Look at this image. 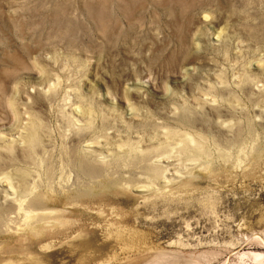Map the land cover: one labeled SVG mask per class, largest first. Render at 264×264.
<instances>
[{
	"label": "rangeland",
	"instance_id": "obj_1",
	"mask_svg": "<svg viewBox=\"0 0 264 264\" xmlns=\"http://www.w3.org/2000/svg\"><path fill=\"white\" fill-rule=\"evenodd\" d=\"M0 133V264H264V0H0Z\"/></svg>",
	"mask_w": 264,
	"mask_h": 264
},
{
	"label": "bare ground",
	"instance_id": "obj_2",
	"mask_svg": "<svg viewBox=\"0 0 264 264\" xmlns=\"http://www.w3.org/2000/svg\"><path fill=\"white\" fill-rule=\"evenodd\" d=\"M219 36V35H218ZM217 36V37H218ZM193 66L192 65H190V66H188V67H185V69H184V71H185V73H187V72H190L191 70L193 71ZM75 111L77 112V108L75 109ZM127 113H128V115L130 116V117H132V118H134V116H136L135 115V109H134V106H132L131 104H128V106H127ZM80 112V111H79ZM81 113V112H80ZM79 114V113H78ZM137 114V113H136ZM35 127V126H34ZM34 127H31V128H27V130H28V133L26 134V137L29 135V138L32 140V141H35L36 139L37 140H39L38 139V133H37V129L35 130L34 129ZM233 127V126H232ZM24 129V128H23ZM25 129H26V127H25ZM24 129V130H25ZM15 130V129H14ZM17 130V129H16ZM21 131V130H20ZM26 131V130H25ZM27 132V131H26ZM13 133V132H12ZM9 135V134H8ZM12 135V134H11ZM15 135H18L17 133H15ZM9 137H11V136H9ZM25 137V138H26ZM7 138V136H6V134H2V133H0V140H4V139H6ZM13 138V137H12ZM11 138V139H12ZM1 142V141H0ZM8 142V141H7ZM36 142V141H35ZM84 145H88V146H84L85 147V149H87V147H90L89 146V144L87 143V144H84ZM91 145V144H90ZM93 146V145H92ZM89 150H90V148H88ZM88 151V150H87ZM86 153V152H85ZM91 154L90 152H87L86 154ZM162 158V157H161ZM165 158V157H164ZM259 159V158H258ZM162 160V159H161ZM175 172V171H174ZM164 177V176H163ZM166 178V177H165ZM170 178V177H169ZM4 180V179H3ZM6 180V179H5ZM172 180V179H171ZM26 184V183H25ZM30 186V185H29ZM10 189V188H9ZM9 189H8V191H9ZM11 190V189H10ZM19 190V189H18ZM24 190V189H23ZM10 193V192H9ZM5 197V196H4ZM9 197H11V195H9ZM15 197V196H14ZM6 199V198H5ZM14 198H12L11 200H13ZM27 199V198H26ZM8 200V199H7ZM16 199H14V201H15ZM20 202V201H19ZM17 203H15L14 202V205H16ZM21 205V204H20ZM19 204L17 205V208H19V207H21ZM23 205V204H22ZM15 207V206H14ZM16 208V207H15ZM22 208V207H21ZM20 209V208H19ZM25 210V209H24ZM19 211V210H18ZM26 211V210H25ZM12 212V211H11ZM27 212L28 211H26V214H27ZM19 214V213H18ZM30 214H33V213H30ZM27 216V215H26ZM11 218V217H10ZM24 219V218H23ZM18 223V222H17ZM31 227V226H30ZM34 227V226H33ZM49 245V244H48ZM49 249V248H48Z\"/></svg>",
	"mask_w": 264,
	"mask_h": 264
}]
</instances>
